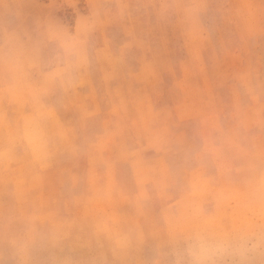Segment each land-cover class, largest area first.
<instances>
[{
	"label": "clouds",
	"instance_id": "obj_1",
	"mask_svg": "<svg viewBox=\"0 0 264 264\" xmlns=\"http://www.w3.org/2000/svg\"><path fill=\"white\" fill-rule=\"evenodd\" d=\"M0 264H264V0H0Z\"/></svg>",
	"mask_w": 264,
	"mask_h": 264
}]
</instances>
